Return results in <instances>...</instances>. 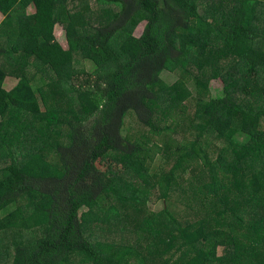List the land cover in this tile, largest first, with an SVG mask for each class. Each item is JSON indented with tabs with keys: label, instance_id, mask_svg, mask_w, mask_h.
<instances>
[{
	"label": "trees",
	"instance_id": "obj_1",
	"mask_svg": "<svg viewBox=\"0 0 264 264\" xmlns=\"http://www.w3.org/2000/svg\"><path fill=\"white\" fill-rule=\"evenodd\" d=\"M83 1L0 0V264H264V0H96L99 24ZM130 111L174 159L160 177L150 139L123 136ZM206 136L225 145L209 152ZM189 172L206 215L153 214L140 181L168 203ZM97 226L112 239L95 241Z\"/></svg>",
	"mask_w": 264,
	"mask_h": 264
},
{
	"label": "rangeland",
	"instance_id": "obj_2",
	"mask_svg": "<svg viewBox=\"0 0 264 264\" xmlns=\"http://www.w3.org/2000/svg\"><path fill=\"white\" fill-rule=\"evenodd\" d=\"M84 7L86 10V14L92 19L94 24H99L98 22L100 21V14L102 13V9L103 6H101L99 3L96 2V0H85L83 2H81L79 4V8ZM33 8V7H31ZM29 11V8H28ZM4 18L3 14L0 12V21ZM145 22H141L138 27L135 30V34L136 35H140L141 32L143 31ZM55 34L56 37L58 38V40L65 46L67 47V41H66V37H65V30L64 27L61 24H57L55 27ZM2 58L0 57V64H2ZM89 62V61H88ZM86 66L90 67V63H87ZM227 70V66L226 64H224L223 62L221 63V66L219 67L218 71H215V76L213 77V81L211 83L210 87V93L213 94L214 96L220 95L221 90L223 89V85H224V81L222 79L223 73H225ZM180 71V70H178ZM51 76V73H50ZM162 78L163 80L168 84V85H173L177 82V80L180 78L179 73L175 72H168L165 71L162 74ZM18 80L14 77H10L6 80L5 82V88L6 89H11L17 82ZM187 87L191 90L192 94L194 96H196L197 91H196V86L194 84V81L192 79V77H188L187 78ZM189 100L191 101H195L192 98H189ZM189 105V113L192 114L194 112V103L193 102H188ZM130 114L128 115L126 121H125V126L123 129V136H124V131H125V136L127 138L130 139L131 142H135V141H141L143 138L147 137L149 138V146H151L155 152V158H154V162L152 165V169L155 171V173L160 177V175H162V172L164 170H169L171 168V166L174 164V159L172 157L167 158L166 156V146H164L163 142H162V136L161 138L159 137H153L152 135L149 136L148 131L149 129L145 126H143L142 124H140L137 121V117L136 114L133 111L129 112ZM170 121H165L163 123H161V126L164 125H170ZM160 126V125H159ZM181 127H177L172 133L170 132L169 134L171 135L172 139H181L182 136L187 132L186 128H184V124L180 125ZM179 130V131H178ZM182 135V136H181ZM63 139V138H62ZM163 141H164V137H163ZM207 142H209V144L207 145L210 149L209 152L211 150H213L214 148L217 149H222V147L225 145V141L221 140V141H217L216 138L213 137H209L206 136L204 139V143L206 144ZM216 143V144H215ZM154 144L159 145L162 149L161 152L157 151L154 148ZM167 149H169V147H167ZM218 153H213L212 154V158H214ZM194 174V175H193ZM187 173L186 175L183 176V178H180L178 180V184L180 185L179 188L173 190L174 192H172V196L170 198V202L166 203V201H164L163 199H161L159 196L161 194L160 192V188L155 185L154 183H152V185H154V187L149 188L146 187V185L140 181V186H139V191H142V193H147L148 192V197L150 198L148 201V208L149 210L157 215L159 213H162V211L164 210L165 206L166 209L169 211H173L176 215V219L179 220L180 222H182L183 224L185 223H192L195 222L196 220H198L199 216H198V212L203 213L206 215V213L203 212V210L200 209V202L199 199L196 195H194V191L197 189L198 186V181H197V177L196 172L194 173ZM196 188V189H195ZM186 192V193H182V192ZM145 195V194H144ZM172 212V213H173ZM212 217L215 219V222H213V224L215 226H218L219 224H223L224 222L230 221V215L229 214H225L223 216V221L221 222L220 219V215H216L215 213L211 214ZM223 226V225H222ZM221 227V226H219ZM223 228L225 229V226H223ZM98 230V226L94 227V234H93V239L95 241H105V240H111L112 239V235H110L111 232H108V229L104 230L103 226H100ZM17 233H10L4 236L5 242H4V247L7 248L8 250L11 249V243H13V241L15 239H17ZM41 236V233L39 231H23V233L21 232V237L22 238H28V240L31 239H37ZM131 238L132 240L136 239V236L133 233L127 234L126 238ZM178 246H180V243L178 242L177 244ZM184 254V249L176 251L173 253L172 257H179L182 256ZM224 253V249L220 248L218 250V256H223ZM170 256V257H171ZM72 262L74 264H82L81 259L79 257H75L72 259Z\"/></svg>",
	"mask_w": 264,
	"mask_h": 264
},
{
	"label": "crops",
	"instance_id": "obj_3",
	"mask_svg": "<svg viewBox=\"0 0 264 264\" xmlns=\"http://www.w3.org/2000/svg\"><path fill=\"white\" fill-rule=\"evenodd\" d=\"M33 8L29 7V12H32ZM10 78V77H9ZM15 78V77H14ZM15 86V85H14Z\"/></svg>",
	"mask_w": 264,
	"mask_h": 264
}]
</instances>
